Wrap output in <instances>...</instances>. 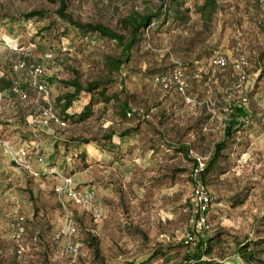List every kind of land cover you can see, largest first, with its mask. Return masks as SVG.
<instances>
[{"label": "rangeland", "instance_id": "374dc122", "mask_svg": "<svg viewBox=\"0 0 264 264\" xmlns=\"http://www.w3.org/2000/svg\"><path fill=\"white\" fill-rule=\"evenodd\" d=\"M66 1L74 19L118 28L121 15L160 0ZM201 1L183 0L185 21L147 28L131 58L112 73L110 89L123 88L118 95L135 111L132 116L122 120L114 99H96L88 117L59 124L37 117L43 98L27 83L30 65H42L54 105L66 89L61 79L76 76L84 83L102 77V54L118 49L113 40L77 34L55 16L56 3L0 0V264H120L166 243L173 245L167 261L177 262L198 237L218 230L203 257L245 264L234 252L235 241L264 236V0H216L208 27L194 10ZM31 8L45 16L12 20ZM47 23L50 29L39 33ZM214 53L225 56L224 67L209 65ZM239 54L247 64L236 90L232 62ZM173 63L186 79L189 102L152 80L153 72ZM15 82L25 88L24 98L9 93L8 84ZM87 99L81 93L69 110H79ZM227 103L242 105L248 115L239 116L241 128L221 150L224 171L202 180L211 198L208 227L184 246L182 234L191 227V158L203 164L211 155L229 116L222 109ZM94 138L105 144L96 146ZM180 144L187 153L168 146ZM86 188L91 197L83 195ZM232 198L240 202L232 204ZM90 235L97 253L87 243Z\"/></svg>", "mask_w": 264, "mask_h": 264}, {"label": "trees", "instance_id": "16d2710c", "mask_svg": "<svg viewBox=\"0 0 264 264\" xmlns=\"http://www.w3.org/2000/svg\"><path fill=\"white\" fill-rule=\"evenodd\" d=\"M47 1L56 3V7L54 9L55 16L67 25L71 26L77 34H80L81 36L95 34L100 38L113 40L118 49L115 54H102L100 59L101 68L104 71V75L102 77H97L95 79L85 81L84 83L79 81L76 76L60 80L66 89L57 94L54 98V105L52 104V106L55 114L63 122H65V120L81 121L92 113V105L96 99H101L104 103L108 102L110 99H114L119 107L117 114L120 119L125 120L132 116L135 111L131 110L130 107L127 106L126 100L124 98H120L118 95L123 88L119 87V89H110L115 80L112 73L118 72L131 58L133 50L140 44L147 28H159L160 26L165 25L167 21L168 23H174L186 20L188 8L186 6L182 7L183 0H160L157 4L153 6H145L142 10L131 9L119 17L118 28L111 27L101 22L80 21L74 19L67 10L66 0ZM218 6L219 5L216 0H202L194 6V10L199 14L204 27H208L210 25L212 15L218 9ZM44 16L45 11L43 9L31 8L20 12L17 17L11 16V18L12 20H27L32 18L39 19ZM50 26V23L42 25L38 28V32L42 33V30L44 29L49 30ZM61 34L65 35L66 32L62 31ZM166 69H168V67ZM166 69L157 70L153 72V74L165 71ZM10 85L11 84H8V88ZM81 93H86L88 95L87 101L81 105L79 110L70 111L69 108L73 106L74 101L81 96ZM10 94L13 95L12 93ZM228 114L229 116L225 120L222 129V137L214 143L211 155L208 156L205 162L198 169V177L201 181L205 179L206 175L209 173H220L224 171V168L219 163V159L222 156L221 150L233 140V134L235 131L241 128V120L239 119V116L248 115V112L242 105L232 104ZM135 130L136 125L133 127H127L120 131L119 137ZM111 136L112 132L109 131L104 135L103 139H105L106 142H111ZM81 142H88V140L83 139ZM94 143L99 147L105 144L104 141L100 142L98 138H94ZM168 146H172L176 148V150H182L184 153H187L188 151L187 145L185 144ZM191 160L192 166H196L197 160L195 158H191ZM79 166V169H83L85 164L81 163ZM38 173L42 174L44 172L38 170ZM231 201L232 204H236L240 202V198H232ZM220 232L221 231L218 230L213 234L198 237L190 249L183 251L181 259L177 262L167 261L166 254L173 245L166 243L153 245L147 251L145 257L138 261L126 260L120 264H144L155 257L164 258L160 264H223L203 257L210 252L211 244L218 240ZM87 243L91 246L95 253L98 252L96 239L93 235L88 237ZM182 244L185 246L184 242ZM234 252L245 264H264V236L244 237L235 241Z\"/></svg>", "mask_w": 264, "mask_h": 264}, {"label": "built area", "instance_id": "2783aa9c", "mask_svg": "<svg viewBox=\"0 0 264 264\" xmlns=\"http://www.w3.org/2000/svg\"><path fill=\"white\" fill-rule=\"evenodd\" d=\"M225 64L226 59L224 55L220 53H214L209 56V65L211 67L221 68L224 67ZM246 64V58L242 54H239L232 62V66L235 71L233 87L236 90L242 87L245 80L243 69ZM42 72L43 69L40 63H32L29 67L27 78V83L34 87L37 91H39L43 98V103L39 107L37 117L39 120H42L44 122L47 120H53L58 122L59 124H64V122L58 118L53 110L52 103L49 100V89L46 82L41 77ZM152 80L163 90L173 89L177 91L178 93H180L182 99L185 102L191 101L192 97L190 95V92L187 91V82L179 65L173 63L165 71L154 73L152 75ZM8 91L19 98H24L26 96V90L16 82L12 83L9 86ZM2 95L3 91L0 90V99H2ZM222 109L228 113L231 109V104L227 103L222 107ZM37 159L42 160V157L39 156ZM201 165L202 163L198 160L197 165L192 168L190 173L192 176V184L189 193V201L191 204V227L189 229H186L182 234V241L185 243V245H191L193 243L196 231L202 232L205 228L208 227L207 213L210 205V195L204 183L198 177V169ZM52 168L53 167L51 166L48 170L54 171L64 181H68L67 175H63L61 172ZM33 173L36 174L37 172L34 171ZM77 194L80 195V192H77ZM91 194V189H83V195L86 198L91 197Z\"/></svg>", "mask_w": 264, "mask_h": 264}]
</instances>
